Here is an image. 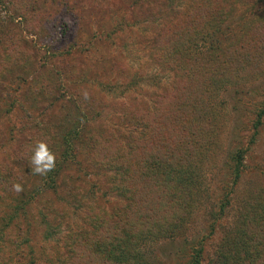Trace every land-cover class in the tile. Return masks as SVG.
Masks as SVG:
<instances>
[{
  "label": "rangeland",
  "instance_id": "1",
  "mask_svg": "<svg viewBox=\"0 0 264 264\" xmlns=\"http://www.w3.org/2000/svg\"><path fill=\"white\" fill-rule=\"evenodd\" d=\"M263 231L264 0H0V264H264Z\"/></svg>",
  "mask_w": 264,
  "mask_h": 264
},
{
  "label": "trees",
  "instance_id": "2",
  "mask_svg": "<svg viewBox=\"0 0 264 264\" xmlns=\"http://www.w3.org/2000/svg\"><path fill=\"white\" fill-rule=\"evenodd\" d=\"M194 96L197 98L196 100L200 101L199 93H194ZM163 155H166L167 161H173L175 158H179L180 157V154H178L176 152L171 153V155H169V156H167V154L165 152H163ZM144 158H146L144 160V162L145 163L147 162L148 166L150 167L149 169H151V174L156 175V173H157L156 171L159 170L158 167L160 165H162L161 163H162V161H164V158H162V159L160 158L159 159V157L157 155H155L154 153H148V155H146V157H144ZM147 169L148 168H146V170ZM157 177L158 176H155V177L151 176L152 189L156 188V189H159V190L163 191L164 189H163V185L162 184L166 185V184H168L170 182L168 181V183L167 182H163L162 183L160 180H158V181L154 180ZM177 182L180 183V180H177ZM156 183H157V185L155 186ZM173 183H174V181L172 183H170V185L176 188V186H177V185H175L176 183L175 184H173ZM184 184H186L185 181H184V183H182V185H184ZM171 195L173 196V200H175L176 199V191L171 192ZM258 235H259V237L257 238V241L259 239H261L260 241H258L259 245H261V247L255 248L253 250L251 249V251L253 253H250V255H252V259L253 260L255 259L256 255H260L264 259V231L262 233L258 234ZM255 240H256V238H255ZM257 241H252L251 245L255 246V244H257ZM199 250H200V248H198L195 253H192V256L190 257V260H189L188 264H199ZM254 252H256V253H254ZM257 252H260V253H257ZM59 264H63V263L59 262Z\"/></svg>",
  "mask_w": 264,
  "mask_h": 264
},
{
  "label": "clouds",
  "instance_id": "3",
  "mask_svg": "<svg viewBox=\"0 0 264 264\" xmlns=\"http://www.w3.org/2000/svg\"><path fill=\"white\" fill-rule=\"evenodd\" d=\"M5 16L7 14H4ZM85 99H87V93H84ZM32 154L29 159L31 166V173L33 175L46 177L48 173L52 172L56 167L57 156L48 146L46 141L37 140L32 147ZM12 190L17 194L24 191L23 186L20 183H14Z\"/></svg>",
  "mask_w": 264,
  "mask_h": 264
}]
</instances>
